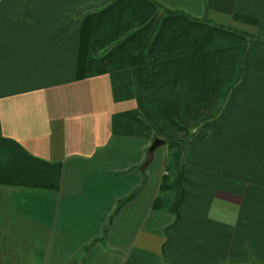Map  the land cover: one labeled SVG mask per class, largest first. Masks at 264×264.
I'll list each match as a JSON object with an SVG mask.
<instances>
[{
	"label": "crops",
	"instance_id": "obj_1",
	"mask_svg": "<svg viewBox=\"0 0 264 264\" xmlns=\"http://www.w3.org/2000/svg\"><path fill=\"white\" fill-rule=\"evenodd\" d=\"M0 264H264V0H0Z\"/></svg>",
	"mask_w": 264,
	"mask_h": 264
},
{
	"label": "water",
	"instance_id": "obj_2",
	"mask_svg": "<svg viewBox=\"0 0 264 264\" xmlns=\"http://www.w3.org/2000/svg\"><path fill=\"white\" fill-rule=\"evenodd\" d=\"M164 144V141L163 140H160V139H156L154 140L150 147L148 148L147 150V159H146V162L150 160L154 150L159 147L160 145Z\"/></svg>",
	"mask_w": 264,
	"mask_h": 264
},
{
	"label": "trees",
	"instance_id": "obj_3",
	"mask_svg": "<svg viewBox=\"0 0 264 264\" xmlns=\"http://www.w3.org/2000/svg\"><path fill=\"white\" fill-rule=\"evenodd\" d=\"M170 13V12H169ZM128 199H125L123 202H126ZM119 206V205H118ZM178 207V206H177Z\"/></svg>",
	"mask_w": 264,
	"mask_h": 264
},
{
	"label": "rangeland",
	"instance_id": "obj_4",
	"mask_svg": "<svg viewBox=\"0 0 264 264\" xmlns=\"http://www.w3.org/2000/svg\"><path fill=\"white\" fill-rule=\"evenodd\" d=\"M168 144V143H167ZM164 149V148H163ZM165 149H166V147H165ZM167 180V179H166Z\"/></svg>",
	"mask_w": 264,
	"mask_h": 264
}]
</instances>
